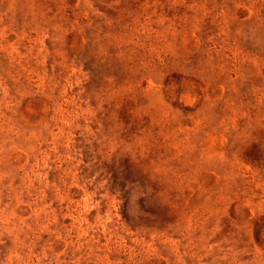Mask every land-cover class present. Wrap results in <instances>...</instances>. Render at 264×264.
Masks as SVG:
<instances>
[{
  "label": "rangeland",
  "instance_id": "1",
  "mask_svg": "<svg viewBox=\"0 0 264 264\" xmlns=\"http://www.w3.org/2000/svg\"><path fill=\"white\" fill-rule=\"evenodd\" d=\"M0 264H264V0H0Z\"/></svg>",
  "mask_w": 264,
  "mask_h": 264
}]
</instances>
